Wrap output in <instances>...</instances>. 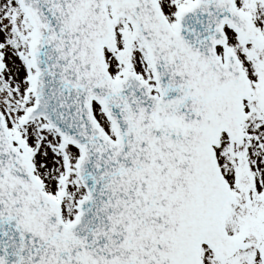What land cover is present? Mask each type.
Segmentation results:
<instances>
[{
  "label": "snow or ice",
  "instance_id": "obj_1",
  "mask_svg": "<svg viewBox=\"0 0 264 264\" xmlns=\"http://www.w3.org/2000/svg\"><path fill=\"white\" fill-rule=\"evenodd\" d=\"M0 264H264V0H0Z\"/></svg>",
  "mask_w": 264,
  "mask_h": 264
}]
</instances>
